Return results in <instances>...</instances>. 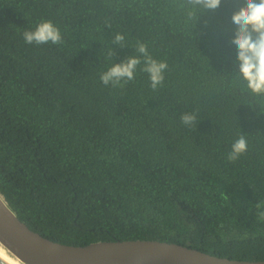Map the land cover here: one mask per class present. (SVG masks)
Wrapping results in <instances>:
<instances>
[{"label": "trees", "instance_id": "trees-1", "mask_svg": "<svg viewBox=\"0 0 264 264\" xmlns=\"http://www.w3.org/2000/svg\"><path fill=\"white\" fill-rule=\"evenodd\" d=\"M243 2L0 0V192L16 214L65 243L159 238L264 259V94L231 43ZM41 20L60 44L25 43ZM137 42L167 64L156 89ZM130 55L134 79L103 85ZM241 135L247 151L229 161Z\"/></svg>", "mask_w": 264, "mask_h": 264}, {"label": "water", "instance_id": "water-1", "mask_svg": "<svg viewBox=\"0 0 264 264\" xmlns=\"http://www.w3.org/2000/svg\"><path fill=\"white\" fill-rule=\"evenodd\" d=\"M0 245L23 264H264V259L231 258L159 238L57 241L31 228L1 192ZM0 264L15 263L0 251Z\"/></svg>", "mask_w": 264, "mask_h": 264}, {"label": "clouds", "instance_id": "clouds-1", "mask_svg": "<svg viewBox=\"0 0 264 264\" xmlns=\"http://www.w3.org/2000/svg\"><path fill=\"white\" fill-rule=\"evenodd\" d=\"M194 5L204 9H216L221 0H192ZM231 22L235 25L231 43L235 45L236 58L239 61V74L246 81L247 88L254 94H264V0H244L243 4L231 15ZM23 39L27 44H60L62 37L60 30L51 21L41 20L34 29L25 30ZM125 37L116 33L113 43L124 46ZM136 51L143 56L144 66L142 71L149 74L150 87L156 89L163 81V73L167 68L164 61L154 59L148 53L147 45L137 42ZM141 63L140 56L130 55L119 63H114L100 74V81L108 86L111 82L113 87L120 82L134 79L137 65ZM185 126L193 125L196 121L194 113H184L180 117ZM248 143L244 136L236 137L231 143L227 154L229 161L237 160L247 151ZM255 208L259 211L256 215L264 219V203L258 202Z\"/></svg>", "mask_w": 264, "mask_h": 264}, {"label": "bare ground", "instance_id": "bare-ground-1", "mask_svg": "<svg viewBox=\"0 0 264 264\" xmlns=\"http://www.w3.org/2000/svg\"><path fill=\"white\" fill-rule=\"evenodd\" d=\"M0 251L7 256L11 261H13L15 264H23L20 261H18L16 258H14L13 256H11L9 253H7L1 246H0Z\"/></svg>", "mask_w": 264, "mask_h": 264}, {"label": "rangeland", "instance_id": "rangeland-1", "mask_svg": "<svg viewBox=\"0 0 264 264\" xmlns=\"http://www.w3.org/2000/svg\"><path fill=\"white\" fill-rule=\"evenodd\" d=\"M1 246V245H0ZM3 249H4V247L3 246H1ZM5 250V249H4ZM7 253H8V251L7 250H5ZM11 255V254H10Z\"/></svg>", "mask_w": 264, "mask_h": 264}]
</instances>
